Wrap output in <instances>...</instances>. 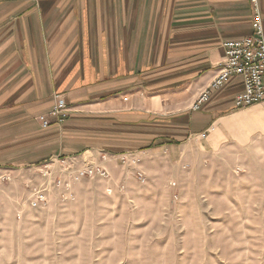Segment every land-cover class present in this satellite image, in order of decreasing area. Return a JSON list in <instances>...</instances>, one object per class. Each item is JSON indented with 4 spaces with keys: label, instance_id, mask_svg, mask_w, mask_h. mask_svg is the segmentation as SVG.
Segmentation results:
<instances>
[{
    "label": "crops",
    "instance_id": "0c3cea01",
    "mask_svg": "<svg viewBox=\"0 0 264 264\" xmlns=\"http://www.w3.org/2000/svg\"><path fill=\"white\" fill-rule=\"evenodd\" d=\"M252 14L250 0H0V133L14 138L10 157H174L194 138L214 147L264 131V101L235 106L239 76L192 109L224 42L252 33ZM57 97L68 116L45 128Z\"/></svg>",
    "mask_w": 264,
    "mask_h": 264
},
{
    "label": "rangeland",
    "instance_id": "374dc122",
    "mask_svg": "<svg viewBox=\"0 0 264 264\" xmlns=\"http://www.w3.org/2000/svg\"><path fill=\"white\" fill-rule=\"evenodd\" d=\"M250 131L214 147L194 138L174 157L89 149L35 163L12 159L14 138L0 133V264H264V131ZM64 157L109 176L58 187ZM45 181L47 201L31 206Z\"/></svg>",
    "mask_w": 264,
    "mask_h": 264
},
{
    "label": "built area",
    "instance_id": "2783aa9c",
    "mask_svg": "<svg viewBox=\"0 0 264 264\" xmlns=\"http://www.w3.org/2000/svg\"><path fill=\"white\" fill-rule=\"evenodd\" d=\"M250 3L253 9L252 33L243 38L230 39L224 42L225 56L218 66V74L201 92L193 104L194 109H199L203 102L209 100L212 91L224 86L234 76L241 77L244 83V90L238 93L234 99L237 108L248 107L264 101V27L259 0H250ZM67 111L68 107L65 101L57 97L49 116L55 118L56 123H62L67 117ZM42 119L44 127L51 125L52 120L49 117H42ZM98 157L105 163L110 156L106 152H100ZM61 159V164H59L62 168L61 171L67 176L57 177L55 184L58 187L64 185L65 189L69 187L68 176L76 181L93 176L103 178L109 176L106 168L95 161L86 160V164L78 167L71 159L65 157ZM39 172L42 176L49 178L50 174H53L49 164L40 166ZM139 175L141 177L142 174ZM31 187L32 193H30L31 198L29 200L31 206L37 207L47 201L49 182L45 181L41 186L32 185Z\"/></svg>",
    "mask_w": 264,
    "mask_h": 264
}]
</instances>
